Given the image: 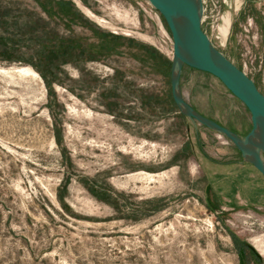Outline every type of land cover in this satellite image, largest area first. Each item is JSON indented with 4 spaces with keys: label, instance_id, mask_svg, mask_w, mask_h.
<instances>
[{
    "label": "rangeland",
    "instance_id": "374dc122",
    "mask_svg": "<svg viewBox=\"0 0 264 264\" xmlns=\"http://www.w3.org/2000/svg\"><path fill=\"white\" fill-rule=\"evenodd\" d=\"M201 4L264 94V0ZM171 70L148 0H0V264H264V176L177 108ZM178 92L250 129L210 73L182 65Z\"/></svg>",
    "mask_w": 264,
    "mask_h": 264
},
{
    "label": "water",
    "instance_id": "95a60500",
    "mask_svg": "<svg viewBox=\"0 0 264 264\" xmlns=\"http://www.w3.org/2000/svg\"><path fill=\"white\" fill-rule=\"evenodd\" d=\"M148 1L164 19L171 36L170 88L177 108L184 115L230 139L239 149L243 160L252 164L264 176V94L244 71L213 45L203 31L201 0ZM182 65L210 73L243 103L250 114L251 123L243 137H238L225 126L198 114L183 100L178 92ZM255 252L257 256L260 255Z\"/></svg>",
    "mask_w": 264,
    "mask_h": 264
},
{
    "label": "trees",
    "instance_id": "16d2710c",
    "mask_svg": "<svg viewBox=\"0 0 264 264\" xmlns=\"http://www.w3.org/2000/svg\"><path fill=\"white\" fill-rule=\"evenodd\" d=\"M63 48H67V49H69L70 47H71V50L73 49V47H74V49H76V50H78L77 49V45L76 44H73V47L72 46H68V45H63L62 46ZM61 59H55V61H54V63H53V66H54V68L56 69L57 68V66H58V63H61L62 61H64V55L62 56V57H60ZM256 256H257V254H256V252L254 251V249L249 245V244H247V243H244ZM258 257V256H257Z\"/></svg>",
    "mask_w": 264,
    "mask_h": 264
}]
</instances>
